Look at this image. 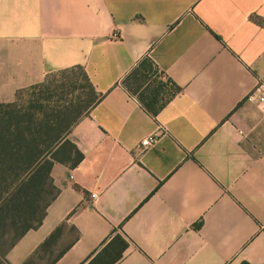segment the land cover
Wrapping results in <instances>:
<instances>
[{"label":"crops","instance_id":"0c3cea01","mask_svg":"<svg viewBox=\"0 0 264 264\" xmlns=\"http://www.w3.org/2000/svg\"><path fill=\"white\" fill-rule=\"evenodd\" d=\"M145 61L179 87L157 115L124 83ZM78 66L104 94L69 135L84 159L54 165L60 192L8 262L61 227L53 264H89L117 236L116 264H264V106L246 100L264 0H0V103Z\"/></svg>","mask_w":264,"mask_h":264},{"label":"trees","instance_id":"16d2710c","mask_svg":"<svg viewBox=\"0 0 264 264\" xmlns=\"http://www.w3.org/2000/svg\"><path fill=\"white\" fill-rule=\"evenodd\" d=\"M152 69V64L145 61L126 76L124 83L131 89L141 77L150 74L144 71L151 72ZM76 71L89 88L87 102L82 96L65 104L60 98L54 101L52 89L58 86L51 78L58 73ZM70 81L71 87L76 89L77 81ZM168 84V88L162 86L165 95H162L161 85L148 94L140 95L153 115H157L179 91L170 79ZM103 97L85 69L78 66L49 74L44 82L19 90L13 102L0 103V264H11L7 260L9 250L29 230L42 224L48 207L59 194L60 189L52 175L54 165L63 163L76 167L84 159V154L69 135L75 124ZM61 229L58 227L23 264H39L37 257L42 252H51L49 249L57 241ZM127 245L117 236L89 264H116L123 257ZM109 251L116 252L107 260ZM64 253L65 250L57 258Z\"/></svg>","mask_w":264,"mask_h":264},{"label":"rangeland","instance_id":"374dc122","mask_svg":"<svg viewBox=\"0 0 264 264\" xmlns=\"http://www.w3.org/2000/svg\"><path fill=\"white\" fill-rule=\"evenodd\" d=\"M159 73H157L155 70L152 69L150 72V75L147 77H141V79L138 81L137 85L134 86V88L142 87V95L148 94L155 90L159 85L155 83V79L159 77ZM164 77V76H163ZM148 78V80L145 81V79ZM55 81V85L58 86V88L52 89V94L54 95L53 100H61L63 104L67 103V101L74 100L75 98L82 96L84 98V101L87 102L89 97L86 95L88 93L89 88L87 87V83L82 77V75L79 72H68V73H58L55 75L54 78H51ZM76 80L77 85L76 89H73L69 82L70 80ZM149 81L147 85H145ZM162 87V86H161ZM162 95H165V89L162 87ZM164 91V92H163ZM27 99V95L25 97ZM71 237L73 236V232L70 231ZM64 248V245H62ZM59 253V248H57L55 251H51L49 253L41 254V256L37 257V261L39 264H50L52 258Z\"/></svg>","mask_w":264,"mask_h":264},{"label":"built area","instance_id":"2783aa9c","mask_svg":"<svg viewBox=\"0 0 264 264\" xmlns=\"http://www.w3.org/2000/svg\"><path fill=\"white\" fill-rule=\"evenodd\" d=\"M114 36H117L115 33ZM246 100L256 102L259 105L264 106V79L258 81V83L255 85V87L248 93L246 96ZM157 139L153 136H149L142 141V145L144 148H148L155 144ZM92 198L97 199L98 194L92 193ZM262 228L264 229V224L262 225Z\"/></svg>","mask_w":264,"mask_h":264}]
</instances>
